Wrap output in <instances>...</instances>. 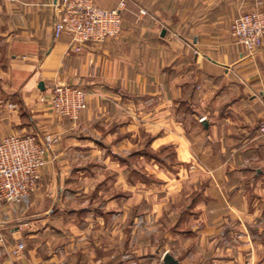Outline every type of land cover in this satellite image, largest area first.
<instances>
[{
	"label": "crops",
	"instance_id": "crops-1",
	"mask_svg": "<svg viewBox=\"0 0 264 264\" xmlns=\"http://www.w3.org/2000/svg\"><path fill=\"white\" fill-rule=\"evenodd\" d=\"M92 1L109 10L120 0ZM58 3L0 0V141L53 139L27 212L39 223L16 226L26 212L0 210V264H52V257L72 264L73 241L49 260L37 255L48 232L42 219L64 213V227L50 230L81 231L74 199L110 169L136 168L140 130L153 148L172 150L182 170L175 199L182 200V261L168 255L178 264H264V137L256 129L264 116V42L248 53L229 35L239 15L258 4L264 10V0H126L119 35L79 52L67 38H53ZM57 84L85 95L75 122L55 117L47 104ZM126 195L136 218L138 196ZM24 241L23 255L11 256Z\"/></svg>",
	"mask_w": 264,
	"mask_h": 264
},
{
	"label": "rangeland",
	"instance_id": "rangeland-1",
	"mask_svg": "<svg viewBox=\"0 0 264 264\" xmlns=\"http://www.w3.org/2000/svg\"><path fill=\"white\" fill-rule=\"evenodd\" d=\"M136 142H138L139 163L136 164L133 160L134 166L136 165L133 171L130 172L129 168L118 169L117 172L110 169L101 176L100 184L96 182L86 187L89 188V192H84L85 194L74 199L73 222L74 226L81 231L75 230V235L67 233L57 235L50 230L52 227H64L66 224L64 213L61 214L60 219L57 217L42 219L44 224H41L47 227L48 232L38 242L40 244L36 253L39 257L49 260L50 255H54L52 253L64 252L60 244L73 241L74 248L69 250L72 255H75L74 258L72 257V264H97L99 257H101V263L106 262V264H162L161 258L165 252L171 254L176 260L182 261V200L181 202L175 200L179 196V185L176 179H182V170L176 169L179 167V160L170 149L153 148L151 138L141 130ZM124 160L129 158L124 156ZM119 171L122 172L121 175H118ZM119 176L122 177V182L118 180ZM120 183L122 186L119 187ZM131 183L136 185L131 186ZM130 193H133L135 197L138 196L136 218L131 216L127 199L124 198ZM48 203L49 210H52L55 206ZM120 203L121 205L116 206ZM17 206L26 213L19 217L16 226L26 227L29 222L34 225L39 223L37 222L39 217L27 215L31 200L29 206ZM119 209H122L124 213H120ZM186 222L188 223L186 225H189L190 220ZM170 237L177 239V242L169 241ZM27 241L23 243L24 249L21 255L25 251ZM98 245L101 249H98ZM136 246L139 248V263L133 255ZM155 250L158 252L154 257L149 258V261H142V257L150 252L154 253ZM51 259H53L52 264L62 262L53 257ZM62 263H65L64 260Z\"/></svg>",
	"mask_w": 264,
	"mask_h": 264
},
{
	"label": "built area",
	"instance_id": "built-area-1",
	"mask_svg": "<svg viewBox=\"0 0 264 264\" xmlns=\"http://www.w3.org/2000/svg\"><path fill=\"white\" fill-rule=\"evenodd\" d=\"M125 1L120 0L115 8L106 10L92 0H59L58 15L52 26L53 38H67L74 52H79L84 45H103L119 35ZM229 35L234 44L248 53L256 52L264 42V10L260 5L239 15L231 24ZM47 104L55 117L71 122L86 108L84 93L64 84L50 89ZM256 129L264 137V116L258 120ZM52 140L50 135L43 139L35 135H10L1 139L0 210L5 205L29 206L32 193L39 187L40 170ZM23 249L19 243L10 254L18 257Z\"/></svg>",
	"mask_w": 264,
	"mask_h": 264
},
{
	"label": "water",
	"instance_id": "water-1",
	"mask_svg": "<svg viewBox=\"0 0 264 264\" xmlns=\"http://www.w3.org/2000/svg\"><path fill=\"white\" fill-rule=\"evenodd\" d=\"M39 89H42V85L39 84ZM162 264H178L176 260L173 259L172 256L165 254L162 258Z\"/></svg>",
	"mask_w": 264,
	"mask_h": 264
}]
</instances>
